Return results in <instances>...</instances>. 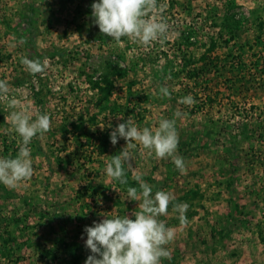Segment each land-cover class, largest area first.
Returning <instances> with one entry per match:
<instances>
[{"label":"rangeland","instance_id":"obj_1","mask_svg":"<svg viewBox=\"0 0 264 264\" xmlns=\"http://www.w3.org/2000/svg\"><path fill=\"white\" fill-rule=\"evenodd\" d=\"M93 2L0 0V80L7 82L9 96L29 115L48 113L51 119L50 130L29 145L33 175L15 187L0 183V264H85L90 251L85 248L84 227L103 219L101 213L124 216L138 210L137 202L127 197V187L138 188L134 175H141L153 193L168 191L175 197L173 203L188 205L184 224L172 205L159 217L175 230L173 241L165 245L173 258L170 264H264V242L259 236L264 228V145L258 146L253 138L229 142L234 139L225 130L241 117L261 128L264 96L237 95L238 103L223 100L210 110L191 113L188 107L180 112L175 94L182 77L168 78L163 86L157 80V75L166 77L182 67L201 66L209 38L235 19L252 22L248 31L237 33L241 41L252 44L260 36V46L251 51L255 57L249 54L247 63L263 59L257 66L264 70V29L257 25L264 22V0H158L168 34L149 45L128 37L117 44L101 34L92 17ZM224 54L216 48L210 56ZM21 57L46 60L45 71L30 74ZM114 66L132 70L126 81L133 80V89L149 98L146 126L154 130L161 118L173 119L180 112L179 140L210 134L206 149L182 157L183 170L171 158H157L137 145L131 149L130 164L124 165L128 183L117 185L106 175L105 166L124 144L109 146L102 154L91 140L80 150L88 140L85 132L102 129L104 118L113 114L114 105L104 102L93 84ZM259 70L254 77L264 88V72ZM124 82H118L110 100L124 96ZM223 85L221 81L219 90L228 83ZM161 87L168 88L169 97L160 94ZM9 112L7 99L0 100V151L4 138L17 144L20 140L6 119ZM209 114L220 120L217 127L207 122ZM176 155L181 156L178 151ZM89 185L105 190L78 201L80 190ZM86 215L90 222L83 221ZM5 229L9 235H3Z\"/></svg>","mask_w":264,"mask_h":264},{"label":"clouds","instance_id":"obj_2","mask_svg":"<svg viewBox=\"0 0 264 264\" xmlns=\"http://www.w3.org/2000/svg\"><path fill=\"white\" fill-rule=\"evenodd\" d=\"M163 5L158 0H94L91 4L94 24L101 34L112 38L117 44L122 37L141 44L149 45L153 41L167 38L168 23L158 9ZM20 63L32 75L45 71L46 60L21 57ZM160 94L169 97L167 87H161ZM7 99L10 121L14 132L19 136V150L15 157H0V183L15 187L17 183L33 175V167L29 145L38 134L47 133L51 128L48 113H36L35 118L19 107V101L9 96V86L0 80V100ZM180 103L191 106L193 97H182ZM180 112L174 113L173 119L161 118L153 130L149 127L140 128L131 118L118 123L110 132V142L116 145L119 139L126 144L119 154L111 156L106 162V175L121 185H127L125 163L132 158L131 149L142 146L157 158H171L177 169H184L183 158L176 155L179 135L176 118ZM135 142V143H133ZM137 187H127L128 200L136 201L138 210L130 215H112L111 212L101 213L103 219L93 221L85 226V248L90 254L85 264H161V259H170L171 253L165 247L175 237L174 228L168 227L159 217L166 215L169 205L179 214L181 224L186 223L187 203H173L175 197L168 191L157 190L146 183L141 175H134ZM134 217V218H133ZM84 239V236H81Z\"/></svg>","mask_w":264,"mask_h":264},{"label":"trees","instance_id":"obj_3","mask_svg":"<svg viewBox=\"0 0 264 264\" xmlns=\"http://www.w3.org/2000/svg\"><path fill=\"white\" fill-rule=\"evenodd\" d=\"M248 23L252 22L243 21L240 19L232 20L230 24H225L223 26V30H220L217 35L211 36L208 41L209 52L204 53L199 59V63L201 64V66H192L191 69L188 70H185L182 67L180 69H177L175 72H172V74L170 73L169 76L166 77L157 75V80L162 86L165 85L164 83H166V80H168V78L170 79L171 77L179 76L182 77V80H180L178 85L179 88L175 94L178 97L177 102L178 106L181 109L180 112H185L188 107H191V113L202 111L204 108L210 110L213 109L214 104L215 107H220L223 100H228V102L232 103H238L236 100H234L236 98L234 96L237 95L245 96L251 94L255 97H259V99H262V96H264V88L258 83L254 75L256 74L255 70H259L257 66L259 61H262L263 59L260 58L261 60H259L257 58V60H255L253 63H247V61H250L251 59L249 54L255 57V54H252L251 51L254 46H260L261 38L260 36L256 37V41L250 44L248 40L241 41L237 34L238 32L245 33L246 31H248ZM257 25L259 30L262 31L264 29L263 21H260ZM223 34L228 35V37H225ZM245 46L248 47L247 50H244ZM216 48L224 50L225 54L223 58H219L217 55L210 56L212 52L216 50ZM232 48L233 52L231 51ZM259 71L264 72L263 69ZM129 73L134 72L126 68L114 66L112 67V70L110 74H108V76H104L101 80L93 84L94 90L97 89L100 92L102 96L101 99H103L104 102L108 101V103L110 102L114 105L112 109V111H114L113 114L111 113L104 118L102 129L96 130L94 132H85L88 140L84 142L85 144H80L79 147L81 151L84 150V148L87 147L89 143H91L92 141H96L97 151L102 154L105 153L106 148L112 146L109 137L110 132L118 123L123 122L122 120L117 119V117H123L124 120L131 118L140 128L149 127L146 126L148 124L147 120L149 119H147L148 117L145 116L144 111H146L145 105L150 106V100L142 90L133 89V80L129 79L128 81H126L127 74ZM260 73H257V76H259ZM123 79H125L127 88L124 92V96H118L115 100H110V98L115 95L116 91L118 90V82L123 81ZM221 81L224 85L225 83H228V85L225 86L224 91L219 90V83ZM212 85L214 87H218V89H214V91H212L213 88H210V86ZM122 87L123 86H121V88ZM188 95H191L195 101V103L191 106L179 102L182 97H186ZM122 99L123 101L120 102ZM106 105L108 104L106 103ZM235 105L234 109L237 108V106ZM239 119L237 120V122H234V126H231L232 128H236L238 130L232 132L229 131V129H232L230 126L225 127V130L227 134H229V137H231V139H234L229 142H235V139L237 138L243 140L253 138L258 146H263L264 124H261V128H259L258 126L254 128L251 126V124H249L251 122H249V120H247L246 118L241 117L242 120L240 121ZM207 122H209L212 127H217V125L220 123V120L209 114ZM193 135L198 136V133H195ZM193 135L188 136L185 140L181 138L179 140L177 151L183 158L187 157L189 153L192 154L206 149L205 146H208L211 143V137L208 133H205L203 136L200 135L201 139L198 140H196V136L194 138ZM117 144L125 145L126 142L123 139H119ZM19 146V143L17 144L16 141L10 140L9 142H6V138H4L2 149L0 151V157H15L19 150ZM115 183L118 185L119 182L115 181ZM102 190L100 187L92 185L86 186V188L84 187V190H80L82 193L79 194L80 197H77V200L79 201V199H83L88 195H95L96 191H98L96 194H98L99 192L102 193ZM243 214L246 215L245 213ZM83 221L90 222V215H86ZM14 223H12L11 226L16 225ZM92 223L93 222L89 224ZM7 225L8 224L5 221L4 226ZM2 233L3 235L4 233L9 235L6 229ZM259 236L260 240L264 242V228H261ZM172 259L173 258H162L161 264H170L172 262Z\"/></svg>","mask_w":264,"mask_h":264}]
</instances>
